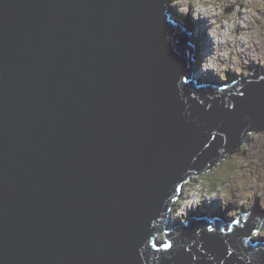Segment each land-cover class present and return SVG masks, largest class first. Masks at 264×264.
Masks as SVG:
<instances>
[{
	"label": "water",
	"instance_id": "1",
	"mask_svg": "<svg viewBox=\"0 0 264 264\" xmlns=\"http://www.w3.org/2000/svg\"><path fill=\"white\" fill-rule=\"evenodd\" d=\"M169 1L0 0V264H264L258 208L169 223L264 131V71L196 76Z\"/></svg>",
	"mask_w": 264,
	"mask_h": 264
},
{
	"label": "rangeland",
	"instance_id": "2",
	"mask_svg": "<svg viewBox=\"0 0 264 264\" xmlns=\"http://www.w3.org/2000/svg\"><path fill=\"white\" fill-rule=\"evenodd\" d=\"M218 3L224 8V13L217 20L226 23L231 21L230 24L235 25L231 34L234 37H238L236 46H240L241 40H246L250 49H255L256 51L264 49V0H218ZM169 9H172L177 14L175 8L169 7ZM178 17H180V20L185 25L187 22L193 24L191 25L192 27L185 26L187 31L190 30L192 34L191 40L193 42L200 44L201 37L203 35L207 37V22L205 20L194 21L190 15L187 17L178 15ZM242 23L244 27L240 28L239 26ZM221 27L223 28V24ZM203 44L197 45L200 48V54H198V50L195 53L197 54L194 61L196 76L209 80L219 79L227 83L235 78L248 76L254 71H264V66L252 63L250 60L248 63H242L240 74L227 71L220 76H216L211 72L203 73L200 70L198 71L201 60L206 55H211L212 53L211 41L209 39L205 40ZM204 46L206 48L201 52ZM247 57L248 50L244 51V53L242 52L240 55L242 62ZM200 73L201 75H199ZM247 140L249 143L241 146L240 152L222 160L210 172L205 171V175L201 177L193 176L190 179L191 183L188 182L189 184L187 183L184 186L183 196H188V192V194L194 195L193 197H197L200 193L203 208H201L202 213L206 212L209 215L215 213L219 215V213H222L229 220V218L231 219V217H234L236 213L241 211H250L258 208V210L264 212V198L255 195L256 192L264 191V131L250 134ZM192 186H194L193 189ZM221 192L225 193L223 197L220 196ZM240 192L252 193V195H238ZM177 208L179 209L178 212L174 211L171 217L172 225L182 223L186 220L189 213L191 214V211H199L197 208L195 210L188 209L187 211V208L185 206L182 207V205L180 208ZM259 235L264 237V229Z\"/></svg>",
	"mask_w": 264,
	"mask_h": 264
},
{
	"label": "clouds",
	"instance_id": "3",
	"mask_svg": "<svg viewBox=\"0 0 264 264\" xmlns=\"http://www.w3.org/2000/svg\"><path fill=\"white\" fill-rule=\"evenodd\" d=\"M169 7L175 8L177 14L182 17L191 16V18L196 20H205L207 22V30L206 35L208 39L211 41L212 44V53L211 55H206L200 62L199 69L203 73H209L211 72L213 75L220 76L223 73L227 71H231L234 74H240L242 71V63H248L250 60L252 63H258L262 66H264V49L260 51H256L255 49H250L248 46V41L241 40L240 43L244 45V47H237L236 46V40L238 37H234L231 34L232 29L235 27V25L226 23L224 21H218L217 18L221 17L224 13V8L220 6L218 3V0H170ZM247 19V17H245ZM223 24V28L221 25ZM241 27H244L243 23L241 24ZM248 50V57L247 59L242 60L240 59V55L242 52ZM199 71V70H198ZM196 72V71H195ZM261 79H264V77H261ZM242 95V93H241ZM242 148V147H241ZM186 182L184 186L187 184ZM189 184V183H188ZM183 186V188H184ZM182 188V193H183ZM194 186H192V189ZM188 196H183L174 201V206L172 208L169 223L172 225V214L175 211L178 212L177 207H182L184 200H188L186 203L187 211L195 210L198 206L199 211L194 212L191 211V214L189 213L186 220H184L182 223H186L188 218L194 215L195 213H200L202 211V205H201V195L200 193L197 195V197H193L188 194ZM225 193L221 192L220 196L223 197ZM238 195L242 196H251L252 193H243L240 192ZM255 195L264 198V191L256 192ZM183 196V198H182ZM181 201V202H180ZM243 203V201H241ZM202 208V209H201ZM182 209V208H181ZM190 212V211H189ZM243 212V211H242ZM204 216H208L206 212ZM240 212L236 213L234 217H231V220H235L236 216ZM193 214V215H192ZM201 216V215H197ZM210 216H219L217 213L211 214ZM177 224L172 225V228H175ZM264 225L261 226L259 229H256L253 233L255 237H261L259 234L261 231H263ZM165 248H169L168 246H165ZM167 259H171V256H168Z\"/></svg>",
	"mask_w": 264,
	"mask_h": 264
},
{
	"label": "bare ground",
	"instance_id": "4",
	"mask_svg": "<svg viewBox=\"0 0 264 264\" xmlns=\"http://www.w3.org/2000/svg\"><path fill=\"white\" fill-rule=\"evenodd\" d=\"M170 2V1H169ZM240 15V14H239ZM243 16V15H242ZM264 17V16H263ZM201 22V21H200ZM229 23H231V21L229 22ZM247 23V22H246ZM191 25H193L192 23L191 24H189L188 22L186 23V26H189V27H192ZM240 28H242L241 26H239ZM187 30V29H186ZM189 32H190V30H188ZM190 38L192 39V34H191V36H190ZM205 40H208V38L206 37V36H204L203 35V37H201V43L200 44H196V42H193V44L195 45V46H197V45H204L203 44V42L205 41ZM254 43V42H253ZM208 44V43H207ZM207 46V45H206ZM240 46L241 47H244V45H242L241 43H240ZM239 46V47H240ZM206 47L204 46V47H202V49H201V52H202V50H204ZM244 53V52H243ZM198 54H200V52H199V49H198ZM195 55H197V54H195ZM194 67H196L195 65H194ZM198 70H200V69H198ZM199 75H201V73L199 74ZM219 215H220V213H219ZM221 216V215H220ZM224 221H228L226 218H227V216H225V215H223L222 217H221Z\"/></svg>",
	"mask_w": 264,
	"mask_h": 264
},
{
	"label": "trees",
	"instance_id": "5",
	"mask_svg": "<svg viewBox=\"0 0 264 264\" xmlns=\"http://www.w3.org/2000/svg\"><path fill=\"white\" fill-rule=\"evenodd\" d=\"M170 3V2H169ZM169 3H168V6H169ZM172 10V9H171ZM173 11V10H172ZM181 202V201H180Z\"/></svg>",
	"mask_w": 264,
	"mask_h": 264
},
{
	"label": "snow or ice",
	"instance_id": "6",
	"mask_svg": "<svg viewBox=\"0 0 264 264\" xmlns=\"http://www.w3.org/2000/svg\"><path fill=\"white\" fill-rule=\"evenodd\" d=\"M165 246H168V245H165ZM170 247V246H169Z\"/></svg>",
	"mask_w": 264,
	"mask_h": 264
}]
</instances>
